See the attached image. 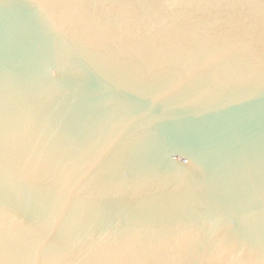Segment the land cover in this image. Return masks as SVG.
<instances>
[{"label": "water", "instance_id": "95a60500", "mask_svg": "<svg viewBox=\"0 0 264 264\" xmlns=\"http://www.w3.org/2000/svg\"><path fill=\"white\" fill-rule=\"evenodd\" d=\"M0 264H264V0H0Z\"/></svg>", "mask_w": 264, "mask_h": 264}]
</instances>
